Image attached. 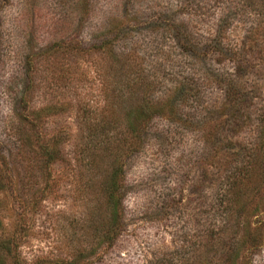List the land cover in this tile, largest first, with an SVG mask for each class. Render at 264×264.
<instances>
[{
	"label": "rangeland",
	"instance_id": "rangeland-1",
	"mask_svg": "<svg viewBox=\"0 0 264 264\" xmlns=\"http://www.w3.org/2000/svg\"><path fill=\"white\" fill-rule=\"evenodd\" d=\"M194 1L162 39L165 0H0L15 264H264V0ZM243 40L256 52L237 55ZM184 76L207 81L182 98ZM138 103L159 110L137 125ZM112 164L122 216L108 242Z\"/></svg>",
	"mask_w": 264,
	"mask_h": 264
},
{
	"label": "trees",
	"instance_id": "trees-1",
	"mask_svg": "<svg viewBox=\"0 0 264 264\" xmlns=\"http://www.w3.org/2000/svg\"><path fill=\"white\" fill-rule=\"evenodd\" d=\"M161 6V35H165L162 39H165L167 37L174 38L176 36H180L182 33H178L177 31V23L178 19H176L175 14H183V8H185L183 5H185L188 0H165ZM194 1V0H191ZM196 2V1H194ZM202 5V4H201ZM223 21V18L219 17V21ZM227 25V24H226ZM224 25V26H226ZM220 37V34L218 35ZM218 43H220L219 40H217ZM251 45L247 44V40H243L242 43H240V48L236 50L237 55L239 53H246V51L251 52H256L254 50V45L253 43H250ZM190 50H194V47L192 45L188 46ZM261 51V47H258L257 52ZM232 55V54H231ZM235 55V53H234ZM236 55V56H237ZM237 67L240 68V65H237ZM196 70L200 69L196 67ZM201 72V71H200ZM191 73L196 74L194 71ZM207 79L204 76H200L199 80L197 78H193L192 76H184L182 79L178 82H175L174 85V90L176 93L181 96L182 98H185L187 96L192 95L191 91L193 88H196V93L195 95L198 94V91L201 87L203 86L204 82H206ZM163 105H161V108ZM167 112H171V109L165 108ZM159 107L158 105H153V104H147V103H138L135 106H133L131 109L128 110L127 115L125 116L126 118L130 115L133 121H137L139 125L143 121L147 119V115H150L155 113V111H158ZM149 112V113H148ZM128 119V118H127ZM132 126V125H131ZM139 127H133V130H136ZM20 137L21 142L24 146H30V138L26 135H21ZM137 141H139V137H136ZM138 147L137 145H134V150ZM40 148V146H39ZM45 147L41 148V151L43 154H45L46 158H49V153H44L45 152ZM7 162H5V165ZM120 171L121 167L117 164H112L110 167V170H108L106 179L102 181V193L104 196V202L106 205V210L107 214L106 217L104 216V220L101 222L100 226L101 229H105L99 231V234L101 236L102 232L104 231L103 235L105 236L104 238H107L108 242L110 238H112L116 232V229H120V219L122 216V207H121V189H120V183L118 181V178L120 176ZM6 185L4 182L0 179V264H8L9 262H13L14 259V250L17 247V237H13L12 230L9 231L7 228V225L4 224L3 219L4 217V210H8L10 205L7 203L6 199L8 198V194L5 192ZM114 221H118L117 225H114ZM113 226H110L112 225ZM113 227V230L110 232V230ZM107 231V232H106ZM106 232V233H105ZM10 258V260H8ZM12 264V263H10ZM15 264V262H13Z\"/></svg>",
	"mask_w": 264,
	"mask_h": 264
}]
</instances>
